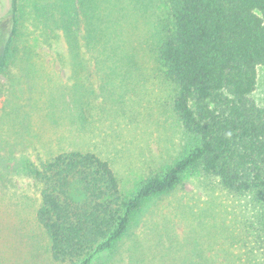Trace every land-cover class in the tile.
<instances>
[{
	"label": "rangeland",
	"instance_id": "obj_1",
	"mask_svg": "<svg viewBox=\"0 0 264 264\" xmlns=\"http://www.w3.org/2000/svg\"><path fill=\"white\" fill-rule=\"evenodd\" d=\"M63 1L17 0V34L0 71V264H75L51 258L28 162L94 152L127 197L193 142L156 58L170 19L165 0H66L69 10ZM9 9L10 0H0V23ZM256 70L252 97L261 104L264 65ZM256 220L249 199L190 169L92 264H262Z\"/></svg>",
	"mask_w": 264,
	"mask_h": 264
},
{
	"label": "trees",
	"instance_id": "obj_2",
	"mask_svg": "<svg viewBox=\"0 0 264 264\" xmlns=\"http://www.w3.org/2000/svg\"><path fill=\"white\" fill-rule=\"evenodd\" d=\"M165 2L170 19L155 43L156 58L174 83L171 107L193 142L127 197L110 163L94 152L67 150L28 162L26 173L40 191L35 217L56 262L92 264L113 251L146 203L198 169L256 207L253 245L264 264V103L252 97L256 69L264 65V0ZM17 9L10 0L0 23V71L17 34Z\"/></svg>",
	"mask_w": 264,
	"mask_h": 264
}]
</instances>
